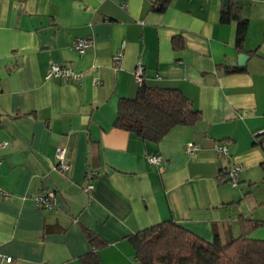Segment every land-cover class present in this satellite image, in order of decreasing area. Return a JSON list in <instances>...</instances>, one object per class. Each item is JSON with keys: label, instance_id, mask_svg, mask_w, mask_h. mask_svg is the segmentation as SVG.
<instances>
[{"label": "crops", "instance_id": "obj_1", "mask_svg": "<svg viewBox=\"0 0 264 264\" xmlns=\"http://www.w3.org/2000/svg\"><path fill=\"white\" fill-rule=\"evenodd\" d=\"M224 1L0 0V264H80L92 250L85 230L108 243L102 264H137L128 237L166 221L225 243L244 234V218L263 223L248 238L264 241V0H230L249 22L243 49L237 21L221 20ZM85 38L92 46L80 55ZM52 63L84 78L46 79ZM139 63L144 85L182 91L201 120L159 143L116 128L119 102L141 87ZM157 153L163 164H149ZM231 164L237 187L219 178ZM48 190L51 209L33 200Z\"/></svg>", "mask_w": 264, "mask_h": 264}, {"label": "trees", "instance_id": "obj_2", "mask_svg": "<svg viewBox=\"0 0 264 264\" xmlns=\"http://www.w3.org/2000/svg\"><path fill=\"white\" fill-rule=\"evenodd\" d=\"M235 3L234 0H231ZM162 8L171 0H161ZM222 13L223 23L237 21L236 47L243 49L249 22L235 11ZM181 38L173 40V48H181ZM235 69L231 72H241ZM202 118L191 100L178 89H161L142 85L133 99H122L114 126L135 134L144 141L159 143L178 126H193ZM244 234L222 243L217 237L207 242L174 221H166L128 237L137 264H264V241L248 238L263 226L262 222L240 219ZM85 236L91 252L80 258V264H102L98 252L108 243L90 230Z\"/></svg>", "mask_w": 264, "mask_h": 264}, {"label": "built area", "instance_id": "obj_3", "mask_svg": "<svg viewBox=\"0 0 264 264\" xmlns=\"http://www.w3.org/2000/svg\"><path fill=\"white\" fill-rule=\"evenodd\" d=\"M92 46V41L90 39H78L74 44V49L80 54L86 53V51ZM125 42L122 43L121 50L114 55V61L116 63H120L123 54H124ZM134 76L140 86L144 83V76H145V68L144 66L139 63L134 72ZM84 78L83 73H79L74 71L72 68H69L63 64L59 63H52L50 66V70L46 75V79H63L66 81L74 80L76 82L81 81ZM93 84L96 85L98 82L93 80ZM7 144L0 143V148H4ZM186 150L190 153H194L198 150V146L193 143H189L186 146ZM215 150L219 155L228 156L229 149L227 146L223 144H216ZM148 163L151 165H161L163 164L164 158L161 153L153 154L148 156ZM56 169L61 172L62 174H66L70 169V164L66 158V149L64 147L58 148L56 152ZM240 173L241 168L239 165L231 164L227 169L223 170L220 175V181L228 182L233 187H237L240 181ZM97 173L94 171H88L86 174V178L88 181V185L86 188L87 192H91L94 188V184L92 181L96 178ZM7 194L0 190V196H6ZM55 198V192L53 190H48L41 194H38L33 197L34 202L42 208L51 209L53 208V200ZM7 263L12 261L11 257L6 258L5 260Z\"/></svg>", "mask_w": 264, "mask_h": 264}, {"label": "water", "instance_id": "obj_4", "mask_svg": "<svg viewBox=\"0 0 264 264\" xmlns=\"http://www.w3.org/2000/svg\"><path fill=\"white\" fill-rule=\"evenodd\" d=\"M229 4H230V0H225L224 1V11L225 12H227L228 11V9H229ZM248 59V55H246V54H242L240 57H239V63H238V65L240 66V67H243L244 65H245V62H246V60Z\"/></svg>", "mask_w": 264, "mask_h": 264}]
</instances>
